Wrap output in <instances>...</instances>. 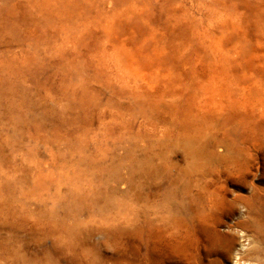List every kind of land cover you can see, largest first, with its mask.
<instances>
[{
	"label": "rangeland",
	"instance_id": "1",
	"mask_svg": "<svg viewBox=\"0 0 264 264\" xmlns=\"http://www.w3.org/2000/svg\"><path fill=\"white\" fill-rule=\"evenodd\" d=\"M258 90L264 0H0V264H264Z\"/></svg>",
	"mask_w": 264,
	"mask_h": 264
},
{
	"label": "bare ground",
	"instance_id": "2",
	"mask_svg": "<svg viewBox=\"0 0 264 264\" xmlns=\"http://www.w3.org/2000/svg\"><path fill=\"white\" fill-rule=\"evenodd\" d=\"M257 94L264 98V90H258ZM260 104L264 105V99L260 100ZM261 114L264 115V111L261 112ZM224 204L229 207L230 211L221 216L222 220L214 219L215 215H211L212 217L209 216L204 219V221L202 220L207 226L203 229L204 231L201 230L202 232L199 233L198 236V255L201 259H213L221 264H230L232 260L236 258L235 263L240 264L241 261L244 262L243 254L245 253L243 250L244 243L240 242H243L245 237L243 234L233 231V226H236L235 224L232 227L229 226L226 231L222 230L224 218L227 217V219L230 220V216L234 213V205L232 203L225 202ZM248 246L249 244H247V247ZM237 247H239V249H237ZM246 250L250 251V248Z\"/></svg>",
	"mask_w": 264,
	"mask_h": 264
}]
</instances>
